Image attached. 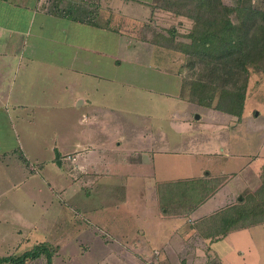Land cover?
Wrapping results in <instances>:
<instances>
[{
  "label": "crops",
  "instance_id": "0c3cea01",
  "mask_svg": "<svg viewBox=\"0 0 264 264\" xmlns=\"http://www.w3.org/2000/svg\"><path fill=\"white\" fill-rule=\"evenodd\" d=\"M156 2L0 0V171L20 177V152L32 163L26 148L28 143L32 148V116L78 112L73 151L62 155L59 163H67L75 182L87 192L95 189L98 198L82 209L62 201L76 208L77 218L87 219L89 229L104 233L95 239L100 242L99 255H115L114 264H145L155 252L158 264H222L219 255L229 254L221 253L218 244L234 245L231 253L243 255V234L264 224L230 231L212 242L197 235L199 222L238 200L240 191L235 187L246 179L229 168L239 155L230 154V136L219 134L229 126L218 123L220 112L182 99L180 57L168 55L151 40L133 39L150 18L164 17L162 8H152ZM122 39L120 53L127 49L135 55L118 57ZM154 52L162 57L161 67L151 76L147 70L153 69L149 60ZM127 66L135 70L128 72ZM119 90L160 95L161 109H156L166 117L167 126L163 118L141 125L121 117L117 124L114 117L129 115L123 104H112ZM181 102L194 109L179 111ZM194 112L201 114L197 120L205 116L209 122L193 123ZM183 131L187 134L181 141ZM45 167L41 162L29 175ZM218 178L224 182L189 214H178L179 209L166 213L162 208L161 186ZM195 239L199 249L188 245Z\"/></svg>",
  "mask_w": 264,
  "mask_h": 264
},
{
  "label": "rangeland",
  "instance_id": "374dc122",
  "mask_svg": "<svg viewBox=\"0 0 264 264\" xmlns=\"http://www.w3.org/2000/svg\"><path fill=\"white\" fill-rule=\"evenodd\" d=\"M222 3L234 9L238 4V0H222ZM252 5L255 9L264 11V0H252ZM152 8H162L165 14L164 17L158 20L150 18L148 26L144 24L140 33L137 31L136 35H133V39H139L142 42L147 39L149 42L159 37L156 34L165 35L170 40V45H174L178 49L181 43L189 42L185 36L189 33L193 25V19L197 16L193 0H157ZM231 17L233 22L236 23V15L234 14ZM117 24L119 25V23ZM121 41L117 53L118 57L124 58L126 55L136 54V52H129L127 49L124 52L123 49L120 53L124 40ZM163 46V50L168 51L165 52L168 55L180 57L179 75L182 83L183 79H197L198 76L202 75L199 62L186 58L180 50L179 52H173L164 44ZM155 51L160 50L156 49ZM150 56L149 63L153 69L147 71L152 76L156 74L155 69L161 67L160 59L162 57H159L155 52ZM187 60L190 63L192 62V67L186 66ZM127 67L128 72L135 70L131 66ZM144 69L141 67V72ZM159 86L162 87V85ZM119 91L118 95H114L112 104L116 102L123 104L121 108L126 110L129 115L121 116L123 115L121 114L114 117L113 119H116L117 124L118 121H123V119H120L123 117L127 121L132 120V123L136 122V124L141 125L149 124L147 121L150 119L151 124L163 122L164 119V126H167L166 117H161L163 115H160L156 109H161L160 95L144 90L136 93L135 91ZM183 95L182 99L188 100V92ZM123 97L125 99L121 101L119 98ZM181 105L179 111L183 113H186L187 109L190 111L194 109L184 102H181ZM216 114L220 115L218 123L229 124L228 128L222 130L219 134L224 138L230 136V145H232L229 150L230 154L234 152L239 155L237 160H234L235 166H233V162H230L229 168L240 171L239 177L242 180L243 178L246 179L245 183L242 181L238 187H235L240 191L239 196L244 195L248 191L255 190L259 185L260 166L264 163V72L250 73L243 114L239 122L236 118L227 117V115L221 113ZM181 115L184 116L182 113ZM200 115L199 112H194L191 115L192 122L196 124L209 122V119L205 116L201 117V121L197 120ZM78 117V112L72 113L70 111H68V116H61V112L56 111L53 112L52 116L46 117L39 113L37 116H32L35 122L32 125V148L29 143L27 144L28 147L26 145L27 152H30L32 156V163L20 152L29 163V166H26L21 161V169L23 167V170L20 177L16 172L9 177L8 172L4 171L2 174L0 171V257L11 256L16 258L24 252L30 251L36 244L47 243L56 249V254L52 257V264H114L117 261L115 255L110 257L109 255H99L100 242L95 241V239L96 235L100 239L99 236L104 233L99 229H89L86 223L87 219L77 218L76 216V208L74 207L78 208L80 206L79 209H82V206L96 203L98 197L95 194V189L87 192L80 182H75L74 178L76 177H71L73 175L68 171L67 163L63 162L62 165H58L62 155L73 151L72 139L78 130L76 124ZM204 133L210 134L208 132ZM186 134L185 131L181 132V141L184 138L183 135ZM41 162H45V169L31 177L29 170L37 169L38 166L40 167ZM259 167L260 169H258ZM72 179L74 185H71ZM223 180L221 184L224 182ZM203 182V185H207L205 186L206 189L208 187L214 188L220 184V182L217 185L214 184L212 179H204ZM48 184H50V188ZM234 185L231 183L230 186ZM161 187L163 188L160 195L162 202L171 195L165 186ZM64 189L66 191L62 192ZM172 191L178 193L177 188ZM90 192L93 193L91 196L89 195ZM239 196L237 197L238 200ZM62 200L67 201L66 205L73 204V210L68 208ZM235 200L234 198L233 203ZM179 209L182 210L183 208L179 207ZM169 210L173 212L178 208L170 206L167 211ZM201 232L204 233V229ZM201 232L197 235L201 236ZM243 237L244 242L241 245L244 248L243 255L235 254L234 251L233 254L231 253V247H234V245L230 246V244L224 242L218 244L217 247L221 253L229 254L219 255L222 264H264V225L247 230ZM107 240L110 241L109 237ZM195 241L188 243V245L190 248L199 249L196 247L198 241L196 239ZM102 243L107 245V242L102 241ZM205 254L210 255L207 251H205ZM170 255H173L172 252H170ZM181 257L186 258V253L182 254ZM170 261H175V258L171 256ZM25 264H46V260L39 258Z\"/></svg>",
  "mask_w": 264,
  "mask_h": 264
},
{
  "label": "trees",
  "instance_id": "16d2710c",
  "mask_svg": "<svg viewBox=\"0 0 264 264\" xmlns=\"http://www.w3.org/2000/svg\"><path fill=\"white\" fill-rule=\"evenodd\" d=\"M193 2L197 16L185 36L189 42L181 43L178 49L170 45V40L165 35L156 34L159 37L151 41L162 47L164 44L174 52L180 50L186 58L200 63L201 76L197 79H183L182 94L188 92L190 102L234 117L239 122L243 114L249 75L251 72H264V11L255 9L252 0H238L234 9L225 6L222 0ZM234 14L236 23L231 17ZM191 65L192 62L187 60L186 66L192 67ZM19 158L29 166L20 153ZM222 179H214V184H221ZM259 180L255 190L240 195V200L199 222L195 226L197 233L204 229L201 236L212 242L230 231L264 224V165L261 167ZM203 181L204 179H197L165 184L167 189L177 188L178 193L173 191L172 196L170 192L171 197L162 201V208L166 209V213H171V210L167 211L170 206L180 207L183 209L178 214H189L220 185L206 189L207 185H203ZM176 198L180 200L174 202ZM55 254V248L47 243H39L16 258L0 257V264H25L39 258H44L46 264H52Z\"/></svg>",
  "mask_w": 264,
  "mask_h": 264
},
{
  "label": "built area",
  "instance_id": "2783aa9c",
  "mask_svg": "<svg viewBox=\"0 0 264 264\" xmlns=\"http://www.w3.org/2000/svg\"><path fill=\"white\" fill-rule=\"evenodd\" d=\"M158 253L157 252H155L154 253V257H153V259L152 260H150V261H148L147 263H145V264H158Z\"/></svg>",
  "mask_w": 264,
  "mask_h": 264
},
{
  "label": "water",
  "instance_id": "95a60500",
  "mask_svg": "<svg viewBox=\"0 0 264 264\" xmlns=\"http://www.w3.org/2000/svg\"><path fill=\"white\" fill-rule=\"evenodd\" d=\"M197 119H198V117H197ZM58 165H60V163L58 162Z\"/></svg>",
  "mask_w": 264,
  "mask_h": 264
}]
</instances>
